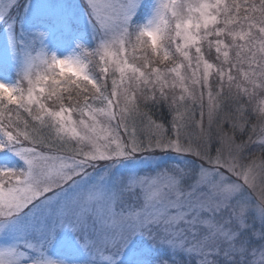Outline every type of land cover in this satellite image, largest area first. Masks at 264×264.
<instances>
[{
  "label": "snow or ice",
  "instance_id": "1",
  "mask_svg": "<svg viewBox=\"0 0 264 264\" xmlns=\"http://www.w3.org/2000/svg\"><path fill=\"white\" fill-rule=\"evenodd\" d=\"M84 3L94 46L61 58L44 5L25 33L28 3L0 0L17 74L0 81V264H264V0ZM157 154L178 162L123 167Z\"/></svg>",
  "mask_w": 264,
  "mask_h": 264
},
{
  "label": "rangeland",
  "instance_id": "2",
  "mask_svg": "<svg viewBox=\"0 0 264 264\" xmlns=\"http://www.w3.org/2000/svg\"><path fill=\"white\" fill-rule=\"evenodd\" d=\"M25 2L28 3L29 8L18 15L17 29L18 31L23 30L25 33L30 32L33 28V14L31 9L37 4L44 5L45 14L41 18L47 22L50 29V35L46 42V47L49 52H55L61 58L71 54L74 48V41L78 37H83V42L89 47L94 46V41L91 39L92 31L88 24V13L84 0H21L22 7ZM60 19L71 21L74 25L73 30L64 32L57 28V21ZM37 49L39 50V43H37ZM33 55L35 56L36 53H33ZM166 63L171 66L170 62ZM187 74L190 75V73ZM0 81H4L13 86L17 82L16 63L11 59L8 36L3 25H0ZM26 86L25 82L24 87ZM205 103H207L206 95ZM144 110L149 111V109ZM151 114L153 119L164 123L166 127L168 126V121L171 120V114L167 106L163 108L157 106L151 109ZM196 115L197 119H199V109H197ZM207 123V107H205V127H207ZM214 132L215 128L213 127ZM254 151L256 152V156L260 155L256 146H254ZM176 162H178V159L175 155L157 154L155 157L137 158L136 160L126 162V165L123 167L134 172L146 173L153 171L158 163L164 165ZM56 251L57 249L54 248L53 253Z\"/></svg>",
  "mask_w": 264,
  "mask_h": 264
},
{
  "label": "trees",
  "instance_id": "3",
  "mask_svg": "<svg viewBox=\"0 0 264 264\" xmlns=\"http://www.w3.org/2000/svg\"><path fill=\"white\" fill-rule=\"evenodd\" d=\"M51 24V23H50Z\"/></svg>",
  "mask_w": 264,
  "mask_h": 264
}]
</instances>
